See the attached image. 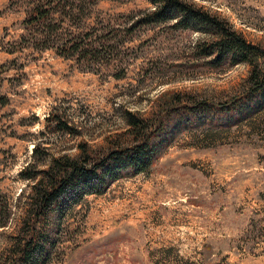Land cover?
Returning <instances> with one entry per match:
<instances>
[{"label":"rangeland","instance_id":"374dc122","mask_svg":"<svg viewBox=\"0 0 264 264\" xmlns=\"http://www.w3.org/2000/svg\"><path fill=\"white\" fill-rule=\"evenodd\" d=\"M190 1L264 53V0ZM151 8L0 0V216L10 213L0 264H16L12 246L25 236L34 181L20 171L75 157L84 140L98 157L118 140L136 145L127 110L152 130L161 121L148 169L42 217L44 264H264V88L249 91V64L196 53L206 32L138 23ZM257 62L264 69V54ZM171 93L178 109L165 110Z\"/></svg>","mask_w":264,"mask_h":264},{"label":"trees","instance_id":"16d2710c","mask_svg":"<svg viewBox=\"0 0 264 264\" xmlns=\"http://www.w3.org/2000/svg\"><path fill=\"white\" fill-rule=\"evenodd\" d=\"M147 1L152 8L138 23L174 21V28L206 32L209 34V40L201 44L196 53L202 54L205 51L209 54L213 50L216 53L212 61L214 66L225 57L229 58L231 64H249V91L264 88V69L257 62L264 54L263 51L246 41L225 20L190 0ZM178 101V95L171 93L162 97L159 106L165 110H176ZM124 115L128 124L126 132L133 136L132 142H137L136 145L125 146L126 144L118 140L110 143L111 146L98 157L84 140L79 142L80 152L75 157L66 154L52 156L44 168L36 169L28 165L20 171L22 178L33 180L34 183L28 193L29 203L21 227V233L25 236L15 241L12 246L16 264H44L42 257L49 253L46 246L50 244L51 237L43 230L34 229L38 221L53 208L65 205L62 209L65 210L82 205L86 196L103 194L108 184L122 177L127 170L138 173L148 169L154 152L148 144L152 135L160 131L161 121L159 120V125L152 130L149 121L131 111H125ZM56 126L61 131L72 130L59 118L56 119ZM39 150L40 147L35 145L34 155L38 154ZM9 214L7 213L6 217L0 216V228L6 225Z\"/></svg>","mask_w":264,"mask_h":264}]
</instances>
